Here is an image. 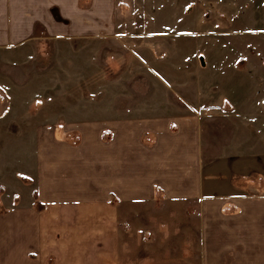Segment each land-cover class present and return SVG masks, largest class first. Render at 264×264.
Listing matches in <instances>:
<instances>
[{
    "label": "crops",
    "instance_id": "obj_1",
    "mask_svg": "<svg viewBox=\"0 0 264 264\" xmlns=\"http://www.w3.org/2000/svg\"><path fill=\"white\" fill-rule=\"evenodd\" d=\"M115 1L0 0V264H264V136L108 51Z\"/></svg>",
    "mask_w": 264,
    "mask_h": 264
},
{
    "label": "rangeland",
    "instance_id": "obj_2",
    "mask_svg": "<svg viewBox=\"0 0 264 264\" xmlns=\"http://www.w3.org/2000/svg\"><path fill=\"white\" fill-rule=\"evenodd\" d=\"M112 13L107 29L116 37L107 39L108 51L133 46L140 60L153 63L156 94L164 93L158 83L165 77L176 96L189 92L199 95L204 107L242 114L251 125L245 142L259 143L257 135L264 136V0H116ZM89 40L91 48L98 45ZM90 77L96 80L98 71ZM90 90L97 93V86ZM59 136L80 140L78 134ZM262 163L256 168L264 171Z\"/></svg>",
    "mask_w": 264,
    "mask_h": 264
}]
</instances>
